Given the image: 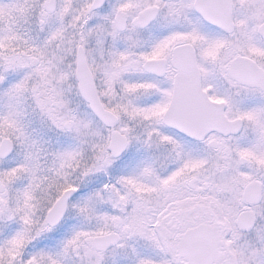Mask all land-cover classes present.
I'll return each instance as SVG.
<instances>
[{"label": "snow or ice", "instance_id": "1", "mask_svg": "<svg viewBox=\"0 0 264 264\" xmlns=\"http://www.w3.org/2000/svg\"><path fill=\"white\" fill-rule=\"evenodd\" d=\"M0 264H264V0H0Z\"/></svg>", "mask_w": 264, "mask_h": 264}]
</instances>
